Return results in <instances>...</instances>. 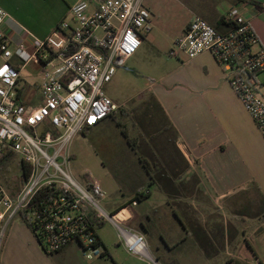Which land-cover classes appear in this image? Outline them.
Wrapping results in <instances>:
<instances>
[{
  "label": "built area",
  "instance_id": "1",
  "mask_svg": "<svg viewBox=\"0 0 264 264\" xmlns=\"http://www.w3.org/2000/svg\"><path fill=\"white\" fill-rule=\"evenodd\" d=\"M69 12L70 19L52 31L55 39L30 37L29 44L12 45L2 28L8 14L0 6V149L10 148L28 168L13 195L0 179V252L10 221L24 211L46 253L76 242L84 258L102 256L97 228L107 219L128 253L154 261L145 236L123 226L118 212L102 208L98 180L84 173L81 184L62 167L72 158V138L116 108L103 86L139 49L142 31L150 29V12L142 0H78ZM226 17L230 26L220 31L193 16L167 54L192 58L209 52L264 139V48L239 7ZM27 63L38 70L28 99L21 75Z\"/></svg>",
  "mask_w": 264,
  "mask_h": 264
},
{
  "label": "crops",
  "instance_id": "2",
  "mask_svg": "<svg viewBox=\"0 0 264 264\" xmlns=\"http://www.w3.org/2000/svg\"><path fill=\"white\" fill-rule=\"evenodd\" d=\"M76 1L63 0L64 18L69 17V10ZM174 2L180 5L186 16L168 36V48L174 39L185 33L195 15L220 31L228 30L230 23L226 13L234 6L243 11L259 39L258 45L264 48V0ZM27 3L28 0H0V6L8 14L2 25L3 32L12 45L20 41L29 44L30 37L38 35H27L20 30L8 8L11 6L18 13L28 14L24 11L28 10ZM255 4L263 8L258 9ZM147 5L151 9L148 2ZM150 13V29L142 32L141 45L129 58L138 51L141 55L145 52L141 48L145 37L157 42L151 32L159 24L152 9ZM174 58L170 59L173 68L151 79L141 94L144 118L151 127L154 126L147 137L149 139L150 133L154 132L157 137L154 140L158 142V146L154 145L152 149L149 144L155 142L149 139L148 149L143 152L149 157L139 156V162H147L150 171L142 165V185L135 188L130 201H122L115 209L126 227L145 236L154 261L140 259L130 253L122 258L117 245L110 253L106 242L98 235L106 249L104 256L98 258L105 260L107 256L109 261L96 257L82 259L77 264H250L252 261L264 264L255 251L256 257L244 251V244L252 251L247 242V231L257 232L262 224L252 228L243 218L255 216L264 223L263 136L209 52H201L192 58L180 53ZM157 110L163 123L156 125L153 114ZM105 120L91 127L90 131H101ZM150 156H153V163ZM152 187L162 193V202L152 209L140 208L150 199ZM136 191L145 195L144 198L135 199ZM133 200L136 203L133 204ZM25 226L26 229L22 230H26L28 238L33 240L45 258L54 262H59V259L66 261L81 251L76 242H70L54 253H46L29 227ZM7 236L8 233L3 241L5 252L10 239V235ZM242 237L244 243L241 242ZM10 245L9 254L3 255L2 264L13 262V239Z\"/></svg>",
  "mask_w": 264,
  "mask_h": 264
},
{
  "label": "rangeland",
  "instance_id": "3",
  "mask_svg": "<svg viewBox=\"0 0 264 264\" xmlns=\"http://www.w3.org/2000/svg\"><path fill=\"white\" fill-rule=\"evenodd\" d=\"M142 2L149 12L151 9L154 11L155 19L159 24V27L151 32L156 37L157 42H153L150 37H145L141 46L145 52L141 55L138 51L132 58H128L125 65L118 67L112 79L104 84V93L117 104L116 111L112 117L106 118L101 131H89L87 134L77 133L69 144L72 158L67 166L62 165L81 184L84 182V173H88L92 178L98 180L104 191V197L100 199V205L108 213H114L118 204L122 201H130L135 188L142 185L143 164L139 162V156L142 158L149 157L148 153L143 152L145 148L148 149L147 141L149 139L147 136L154 129V126L152 128L147 118H144L141 94L150 84L151 79L155 76H162L173 68V62L170 59L175 58L167 54L172 45L168 48V36L186 16L185 11L174 0H142ZM147 2L151 5V9ZM8 8L13 13V21L20 30L31 36L38 34L36 38H39V40L53 36L52 31L54 28L61 21L70 19V12L69 17L64 18L65 15L62 12L64 8L63 0H38V2L28 0V10L22 8L28 14L23 11L18 13L11 6ZM53 38L55 39V36ZM21 75L25 81L23 96L28 99L34 93L32 85L38 81V70L33 63H27L22 69ZM260 76L262 77V75ZM121 107L127 111V115L120 113ZM153 121L156 125L163 123L162 115L158 110L153 114ZM122 130L126 132L127 137ZM156 138V136L153 137L152 141L155 142L153 146H158V142L154 140ZM150 161L152 163V156H150ZM152 171L155 174V171ZM20 176V158H17L14 162L12 161L0 171V179L6 188L8 185L5 179L12 181L14 185L15 182H18ZM151 190L150 199L140 208L152 209L162 202V193L156 187H152ZM136 210L138 209L136 208ZM243 218L246 223L252 225V228L262 224V228L257 232L247 231L246 238L252 246V251L245 244L244 251L250 252L251 257L255 256L254 253L256 252V256H259L261 262H263L264 223L255 216H245ZM121 224L125 226L124 223ZM25 227L24 222L18 217L10 221L6 232V235L7 233L8 236L10 235V239L6 245V252L4 251L5 242L2 245L0 264H2L3 255L8 256L9 254L11 239H13L12 264H77L82 259L88 260L83 257L79 250L66 261L58 258L59 262L57 260L54 262L50 258H45L36 248L33 240L28 238L26 230H22V228L26 229ZM97 234L106 242L105 244L110 253L116 249L117 245L121 250L120 253L122 252L121 257H128V254H126L128 252L119 243L118 230L112 222L107 219L104 220L103 224L97 229ZM241 242L244 243L243 237ZM104 258L105 260L98 257L96 259L109 261L107 256ZM250 264H254V261Z\"/></svg>",
  "mask_w": 264,
  "mask_h": 264
},
{
  "label": "trees",
  "instance_id": "4",
  "mask_svg": "<svg viewBox=\"0 0 264 264\" xmlns=\"http://www.w3.org/2000/svg\"><path fill=\"white\" fill-rule=\"evenodd\" d=\"M255 5H256V7L258 9H262L263 8L260 5H257V4H255ZM120 113L123 114V115H127V111L124 108H120ZM110 116L112 117L113 116V113H111ZM91 129H92L91 127H86L82 131V133L87 134ZM122 132L127 137L126 132L124 130H122ZM154 136H155L154 135V132L150 133V135H149L150 141L153 140V137ZM149 146L152 149L154 148L153 143H150ZM152 158H153V156H152ZM15 160H17V155L15 153H13V151L10 148H8L6 146V147H2L0 149V171H2L3 167H5L8 164H10L12 161L14 162ZM142 162H143V166H145L147 168V170L150 171V166L148 165V163L145 162V161H142ZM27 175H28V168H27L26 164L22 161L21 162V176H20V179L18 180V182H15L14 185H13L12 184V181H8L7 179H5V181L7 182V185H8L7 190H8V192L11 195H13L14 193H16L21 188V186L23 185L24 180L26 179ZM144 196L145 195H143L142 193H139V191H136L135 192V195H134V198L135 199H138V200H141L142 198H144ZM20 219L25 223V225H27V227H29V229L32 231V233L36 237V239L40 242V239L38 237L39 235L37 233H35L34 229L30 227L28 221L26 220L24 211H22L20 213ZM102 224H103V221L98 222V226H101ZM103 247H104V245H103ZM104 249H105V247H104ZM105 253H106V249H105ZM104 254L102 256H104Z\"/></svg>",
  "mask_w": 264,
  "mask_h": 264
}]
</instances>
